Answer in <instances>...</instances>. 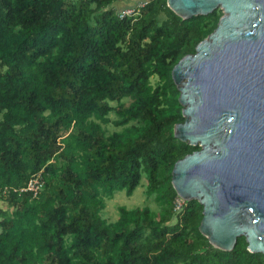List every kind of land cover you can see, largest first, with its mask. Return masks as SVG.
Instances as JSON below:
<instances>
[{"label":"trees","instance_id":"obj_1","mask_svg":"<svg viewBox=\"0 0 264 264\" xmlns=\"http://www.w3.org/2000/svg\"><path fill=\"white\" fill-rule=\"evenodd\" d=\"M120 1L0 0V264H264L245 237L215 248L199 229L204 206L177 209L172 184L201 149L175 137L185 117L172 72L223 11L182 19L150 0L120 18ZM144 174L160 210L103 217Z\"/></svg>","mask_w":264,"mask_h":264},{"label":"water","instance_id":"obj_2","mask_svg":"<svg viewBox=\"0 0 264 264\" xmlns=\"http://www.w3.org/2000/svg\"><path fill=\"white\" fill-rule=\"evenodd\" d=\"M167 4L182 19L223 11L172 72L185 117L175 137L201 147L175 164L172 184L204 206L199 229L215 248L232 251L245 237L264 254V0Z\"/></svg>","mask_w":264,"mask_h":264},{"label":"rangeland","instance_id":"obj_3","mask_svg":"<svg viewBox=\"0 0 264 264\" xmlns=\"http://www.w3.org/2000/svg\"><path fill=\"white\" fill-rule=\"evenodd\" d=\"M147 1L150 0H123L115 4L117 11H120L124 8H135L136 11L143 6ZM164 19V16L161 17V20ZM157 78L154 77L152 79L153 83H156ZM112 105H116V103H112ZM112 119H116L114 114L111 115ZM108 134L119 130V128H115L113 125L105 126ZM147 178L146 175H143L140 186L136 189L132 196H128L125 191H119L115 194L114 198L106 200V208L102 212L103 217L109 220V222H115L119 218V206H126L129 209H134L137 207H145L149 206L154 211L160 210L159 205L155 201V195L148 197L147 195ZM184 201L179 197L177 200V205L180 207ZM7 208V207H5ZM179 209V208H177ZM175 222V221H174Z\"/></svg>","mask_w":264,"mask_h":264},{"label":"built area","instance_id":"obj_4","mask_svg":"<svg viewBox=\"0 0 264 264\" xmlns=\"http://www.w3.org/2000/svg\"><path fill=\"white\" fill-rule=\"evenodd\" d=\"M137 15H138V11H136L135 8H127V9L122 10V11L119 12V17L120 18H124V17H127V16L128 17H132V16H137ZM42 186H43V184L40 181V179L39 178H34L28 184V187L26 188V190L32 191L34 193V195L37 196L38 193L40 192V189H41ZM180 207H177V208L180 209Z\"/></svg>","mask_w":264,"mask_h":264},{"label":"bare ground","instance_id":"obj_5","mask_svg":"<svg viewBox=\"0 0 264 264\" xmlns=\"http://www.w3.org/2000/svg\"><path fill=\"white\" fill-rule=\"evenodd\" d=\"M183 82H186V79H183Z\"/></svg>","mask_w":264,"mask_h":264}]
</instances>
